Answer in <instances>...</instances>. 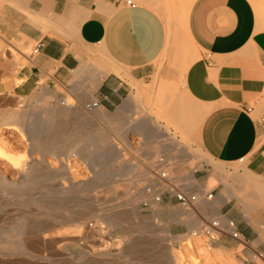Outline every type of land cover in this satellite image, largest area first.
I'll return each mask as SVG.
<instances>
[{"label": "crops", "instance_id": "1", "mask_svg": "<svg viewBox=\"0 0 264 264\" xmlns=\"http://www.w3.org/2000/svg\"><path fill=\"white\" fill-rule=\"evenodd\" d=\"M175 4L179 14L189 4L187 29L199 54L184 76L189 96L205 107L198 145L213 160L244 162L250 172L246 183L221 175L208 189L221 227L232 220L243 238L222 232L210 243L241 264H264V29L256 30L249 0ZM166 37L161 12L146 3L0 0V40L16 41L10 48L26 60L18 64L10 52L7 68L0 64V94L25 96L39 85L68 87L78 72L91 79L92 98L111 110L129 94L133 80L177 78L172 59L162 57ZM22 48L31 53L24 55ZM199 177L207 187L213 176Z\"/></svg>", "mask_w": 264, "mask_h": 264}, {"label": "bare ground", "instance_id": "2", "mask_svg": "<svg viewBox=\"0 0 264 264\" xmlns=\"http://www.w3.org/2000/svg\"><path fill=\"white\" fill-rule=\"evenodd\" d=\"M141 1L153 6L161 13L166 14L165 20L167 21L168 34L163 53H165L167 49V58L172 59L173 67L177 71V78L175 80L159 77L155 87H151L153 88L152 90L142 89L138 90L136 93L131 92L125 99V105L113 112L104 109L92 98L91 79L82 76V73L75 72L70 93L66 95L62 101L56 100L49 105L47 96H50V93L46 90V87H42L38 97L40 103L37 102L39 104L30 108V110L13 108L0 114V126H8L5 131L0 130V161L4 162L3 165L6 166L0 164L3 167L12 169V175L14 176V178L13 176L12 178H7L9 176H5V174L2 173L0 184L4 186L3 191H5L7 195H22L31 187V184L37 180L58 181L62 183V187L57 189L58 192L61 193L59 196H61L62 202L58 203L57 208L69 211L67 209L69 203H72L71 206L74 207L71 213L63 216L68 219L74 218L78 222L69 227V229L67 228L68 230L65 228L67 232L65 230L66 235L62 239L65 243L62 244L60 241L57 242L58 244H56V249L53 253L55 260L61 261L70 255L69 252L65 251L66 245H73L77 241L79 234L83 233L82 236L84 233L85 236H101L103 232L105 233V231H103L104 226L101 225L102 222H105V225L107 224L111 227L126 226L130 232H149V237H146L151 239L165 240L171 238L179 240L186 244L187 249H193V247L198 246L197 248L200 249L201 252H199L203 258H208L211 256V253L220 254L221 252L219 249L212 246L200 248L202 245L200 243V238L203 235L201 231L202 225L192 230V233L190 232L191 234L185 233L171 236L168 233L169 226L165 225L163 227L159 226L153 228L151 217H146L140 223L136 222L135 218L139 216L138 199L126 209L119 211H103L97 215V220L92 229H89V226L86 227L85 219L89 213L85 212L84 208H87L89 203L81 199L82 197L80 198L79 193L89 191L91 188L100 184L103 178L107 179L114 178L115 176L132 175L134 171L133 166L129 164V162L117 161L119 151H117L116 144L112 143L110 140L111 133H116L126 145L132 146L129 135L130 132L143 138L150 127L160 119L165 123L164 126L166 128L173 126L180 133V139L176 138L174 132V135L171 133L173 136L169 137V146L174 148L178 146L183 152V156H187L191 149L190 136L199 127L205 113V107L189 96L184 87L185 73L190 64L199 56L197 46L187 29L190 10L188 8L189 4H186L187 9L180 14L178 13L180 7H175L174 11L177 14L172 18L170 13L167 10L168 13L165 11L166 8L163 12L164 3L160 0ZM249 1L253 4V10L256 15V30L264 29V0ZM22 50L24 52V50L27 49L22 48ZM13 58H15L18 64L22 63L17 55L13 54ZM94 74L95 73H92L91 78L95 77ZM185 96L190 98L189 102L184 99ZM145 101L147 105L144 104ZM98 123L103 125L94 129L91 128V126H95ZM13 134H17L18 142L27 140L28 148L24 146L26 148L21 151L22 146L19 148L11 139ZM145 149L147 154H152L151 147ZM197 151L212 159L200 147ZM80 152L87 153L86 160L89 170L97 172L98 179L92 180L91 183L77 181L78 161H76V159L79 157L78 155ZM34 154L38 157L33 158L32 156ZM28 156L32 157L31 161H29ZM47 156L53 157L55 161H51ZM221 163L222 162L219 161L216 162L219 170L224 166V164L222 165ZM97 166L100 167L96 171L95 167ZM2 171L7 173L6 170ZM220 172L221 171H219V173ZM249 173L247 169H245L244 173L235 171L230 177H233L234 180L243 184L248 181ZM144 175L147 174L140 173L138 177ZM220 176L221 174H216L210 177L208 180L209 185L213 184L214 181L216 183V180H218ZM254 177H256V175ZM186 179L189 180V184L193 182L191 174H189ZM167 180L169 181V175L167 176ZM244 187L246 188V186ZM111 190L115 191L116 189L111 187ZM202 194L203 191L200 190L197 195V200L193 202L200 211H203L202 204H208L207 199H205ZM141 195L148 197L152 205L158 203L154 200V193L148 194L146 191H142ZM211 210H213L215 218L220 220L216 212L217 210L215 211L214 208ZM185 211L191 214V212H188L187 208H185ZM153 213L154 216H159L157 209H154ZM25 221L24 218V222ZM16 222L18 223L15 226L13 225L15 227L12 239L13 242L11 241L12 243L10 242V244L3 249L7 250L5 255L16 259L18 264L29 263V260L26 261V259L30 257H40L42 248L53 246L52 242L46 239L50 236H47L48 233L43 234L44 240L42 239V242H38V245L33 242L35 239L33 236L43 233L55 226L37 231L34 227L26 226L27 223L24 224L23 221ZM5 232H8V230ZM32 237L33 240H31ZM36 238L38 239L37 236ZM122 241L124 242L121 237L116 239L113 241L114 243L112 242L114 245L113 247L105 245L106 242H102L103 247H99L100 249L97 248L95 251L96 255L100 256V258L114 256V261L117 262L124 260L133 249L132 247L125 246L122 250ZM113 248H117L119 252L113 253ZM197 248L195 247L196 250ZM90 249L92 250V248ZM162 254L163 258L168 260L167 264H181V257L185 255V252L168 246Z\"/></svg>", "mask_w": 264, "mask_h": 264}, {"label": "rangeland", "instance_id": "3", "mask_svg": "<svg viewBox=\"0 0 264 264\" xmlns=\"http://www.w3.org/2000/svg\"><path fill=\"white\" fill-rule=\"evenodd\" d=\"M179 1L181 0H163V12L166 8L165 11L167 10L172 18H174L177 13H172V10L175 8V3ZM140 3L143 4L141 0ZM161 14L167 28V21L165 20L166 14ZM0 43V64H3L5 68H7V64L12 61L10 60V52L17 55L20 59V62L23 63L26 61L23 54L16 53L15 50H12V48H10L11 45H17L16 41L6 40V42H2L0 40ZM6 51H8L9 53H7ZM24 52V55L26 56L31 53L29 49L24 50ZM167 56L168 51L166 49V52L162 54V57L167 58ZM158 78L159 76H155L152 80L146 82L134 80L131 81V90L129 94L131 92L136 93L138 90L142 89L152 90L155 87ZM42 87H46V90L50 93V96H47L49 105L54 103L56 100L62 101V99H64V97L70 93L71 89V85L60 89L50 88L47 85H39L31 94L25 96L8 93L0 94V114L13 108L30 110V108L40 103L38 97ZM0 90L2 89L0 88ZM128 95L124 98L121 104L109 111L115 112L119 110L121 106L125 105V99L128 97ZM184 99L188 102L190 101V98L187 96H185ZM144 104L147 105L146 101L144 102ZM156 122L157 123L153 124L150 127L143 138L137 134L130 132L129 135L131 138L132 146L126 145L123 140H121L120 136L116 133L110 134L111 142L116 144L117 151H119L118 158H121H117V161L120 160L129 162V164L133 166L134 171L132 175L129 174L127 176L120 177L115 176L114 178L107 179L103 178L100 184L91 188L89 191L79 193L80 198L82 197L81 199L89 203L88 207L84 208V211L89 213L87 218L85 219L87 225L86 227L89 226V229H92L94 227L98 214L102 213L103 211H119L126 209L133 203H135L137 199L139 205V216L135 218V221L140 223L146 217H151L153 228L159 226L163 227L165 225L169 226L168 233L171 236L190 233L199 225H205L206 221L218 220L217 218H215L213 212L212 214L207 212V207L212 208L211 202L212 200H214V196L211 200H207L208 204H202L203 211H200L193 204V202L187 205L181 204L174 197V192L176 191L198 195V192L202 190V195H204V193H206L209 188H213L216 183L214 181L213 184H208L207 187H204L202 184V180L205 178L199 177L200 175L204 174V172H209L210 176L221 174L224 177H230L235 171L244 173L246 169L245 163H221L222 165L224 164V166H222L219 170L216 164L217 161H214L209 157L203 155L201 152L197 151V149L199 148L196 138L197 130L190 136L191 149L189 155L183 156V152L178 148V146L177 148L169 146V137L175 134L176 138L180 139V133L173 126L166 128L164 126L165 123L160 119ZM96 125L91 126V128L94 129L103 124L98 123ZM7 127V125H2L0 126V130L5 131ZM11 139L14 141L15 145L19 146V148L22 146L21 151L26 147L28 148V141L24 140L23 142H18L17 134H13V136H11ZM148 147H151V155L147 154V152L145 151V148ZM78 156L79 157L76 159V161H78L77 181L91 183L92 180L98 179L97 172H92L88 168V163L86 160L87 153L80 152ZM32 157L37 158L38 156L34 154ZM32 157L28 156L29 161H31ZM47 158L51 161H55L51 156H47ZM0 163L2 165L4 164V162L2 161H0ZM1 166L0 179L2 178V173H4L5 176H9L7 178H12V169L3 167L6 165H3L2 168ZM99 167L100 166L95 167L96 171L99 169ZM2 170H6L7 173ZM219 171L221 172L219 173ZM162 172H165L167 176L169 175V181L167 180V178L162 179L160 177V174ZM140 173H146L147 175L138 177ZM189 174H191L193 177V182L190 184L189 180L186 179ZM114 186H116L117 188ZM3 187L4 186L0 184V228L1 230L3 229L2 231L0 230L1 264H18L16 262V259L5 255L7 250L3 249L5 246H8V244H10L13 239L15 230L14 226L18 223L16 221H23L24 224L27 223L26 226L34 227L35 229H37V231L55 226L53 228H49L43 233L33 236L35 238L34 240L32 237L31 240H33V242L38 245V242H42V239L44 238L43 234L48 233L47 236H50L46 239H49L52 242L53 246L42 248L40 257H30L26 259V261L29 260L30 264H167L168 260L163 258L162 253H164L165 249L168 246H171L173 249L185 252V255L181 257V264H241L233 257H228L226 254L221 252L220 254L211 253V256L208 257L209 259L206 257L203 258V256H201L200 249L197 248L198 246L194 245L198 250L197 252L195 247H193V249H187L186 244L182 243L179 240H174L171 238H167L165 240L151 239L147 238L149 237V232H130L126 228V226L111 227L107 224L105 225V222H102L103 224L101 223V225L104 226L103 231H105V233L102 231L103 235L101 234V236H85L84 233V235L82 236L83 233L79 234V236L77 237V241L73 245H66L65 251L69 252L70 255L67 258L62 259L61 261L55 260V256L53 255V253L56 249V244H58L57 242L60 241V243L64 244L65 241L62 239L66 235L65 230L67 228L69 229V227L78 222L74 218L68 219L64 217L65 215L73 211L74 207L71 206L72 203H69L67 206V209L69 211L57 208L58 203L62 202L60 198L61 196H59L61 193L57 190L62 187V183L49 180L43 181L40 179L32 183L31 187L28 188V190L22 195H7L6 192L3 191ZM111 187L116 190L112 191ZM142 191H146L148 194L154 193L155 196H158L160 194L161 200L158 202L159 204L156 202L157 204L152 205L148 197H144L141 195ZM185 208H187L188 212H191V214L187 213L185 211ZM154 209L158 210L159 216H154ZM24 218L27 222H24ZM6 230H8V232H5ZM36 236L39 240L36 238ZM120 237L124 240V242L122 241L121 244L122 250L125 246L132 247L133 249V251L124 260L117 262L114 261V256H105L100 258V256L96 255L95 251L97 250V248L100 249L103 247L102 242H106L105 245L113 247V241L119 239ZM210 241L211 240L209 236L207 237L205 234H203L200 238V243L202 245L201 247H199H211L212 245ZM90 248H92V250ZM112 252L116 253L119 251L117 248H113ZM214 255L217 256L215 257ZM29 263L26 262V264Z\"/></svg>", "mask_w": 264, "mask_h": 264}, {"label": "built area", "instance_id": "4", "mask_svg": "<svg viewBox=\"0 0 264 264\" xmlns=\"http://www.w3.org/2000/svg\"><path fill=\"white\" fill-rule=\"evenodd\" d=\"M125 3L127 6L135 7L139 5L140 0H125ZM38 51V47H36L32 54H35ZM98 103V102H97ZM263 142H264V135H263ZM160 177L162 179L167 178V174L165 172H162L160 174ZM174 197L183 205L190 204L192 202H195L197 200V195L192 193H183V192H174ZM203 197L207 200L212 199V192L204 193ZM154 200L156 202H159L161 200L160 194L158 196L154 197ZM264 230V227H263ZM202 233L205 234L207 237L209 236L210 240H214L219 237V235L222 232H226L230 235L231 238L243 241L241 233L236 229L235 224L232 220L226 221V228L223 229L221 227V221L220 220H209L206 221L205 225H202Z\"/></svg>", "mask_w": 264, "mask_h": 264}]
</instances>
